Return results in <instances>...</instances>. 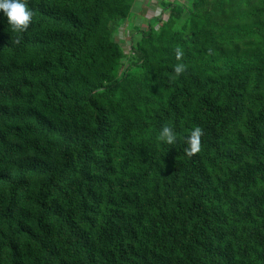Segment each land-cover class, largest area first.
<instances>
[{"label": "trees", "instance_id": "obj_1", "mask_svg": "<svg viewBox=\"0 0 264 264\" xmlns=\"http://www.w3.org/2000/svg\"><path fill=\"white\" fill-rule=\"evenodd\" d=\"M133 1L0 15V264H264V0Z\"/></svg>", "mask_w": 264, "mask_h": 264}, {"label": "clouds", "instance_id": "obj_2", "mask_svg": "<svg viewBox=\"0 0 264 264\" xmlns=\"http://www.w3.org/2000/svg\"><path fill=\"white\" fill-rule=\"evenodd\" d=\"M0 15L6 18L7 24L13 31L24 32L32 21L33 13L28 7L27 0H0ZM173 71L179 76L184 71V65H175ZM200 135L201 130L197 127L185 137L187 145L185 151L188 154H192L198 150ZM158 137L167 145H173L177 141L175 130L168 125L160 127Z\"/></svg>", "mask_w": 264, "mask_h": 264}, {"label": "rangeland", "instance_id": "obj_3", "mask_svg": "<svg viewBox=\"0 0 264 264\" xmlns=\"http://www.w3.org/2000/svg\"><path fill=\"white\" fill-rule=\"evenodd\" d=\"M165 1V0H162ZM170 1V0H166ZM173 1V0H171ZM159 0H134L133 1V9L135 12H132V16L129 17L128 21L133 20L134 26H139L144 28V19L153 18V17H161L162 20H165L166 14H161L160 8L158 6ZM125 25L121 26L118 29V32L114 35L115 41H117L124 52L128 51V41H129V28L125 27Z\"/></svg>", "mask_w": 264, "mask_h": 264}]
</instances>
